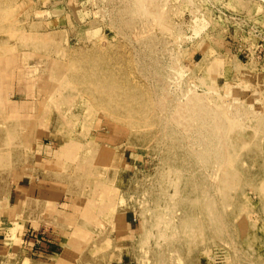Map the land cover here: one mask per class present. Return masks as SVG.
Returning a JSON list of instances; mask_svg holds the SVG:
<instances>
[{
	"label": "rangeland",
	"instance_id": "rangeland-1",
	"mask_svg": "<svg viewBox=\"0 0 264 264\" xmlns=\"http://www.w3.org/2000/svg\"><path fill=\"white\" fill-rule=\"evenodd\" d=\"M0 62V95L15 72L47 93L32 134L80 217L72 264L123 215L128 264H264V0H0Z\"/></svg>",
	"mask_w": 264,
	"mask_h": 264
},
{
	"label": "crops",
	"instance_id": "crops-1",
	"mask_svg": "<svg viewBox=\"0 0 264 264\" xmlns=\"http://www.w3.org/2000/svg\"><path fill=\"white\" fill-rule=\"evenodd\" d=\"M2 63L0 87L3 84L1 78L9 77L8 71L2 70ZM17 73L13 79V75L10 76V83H4L10 85L8 96L0 95V133H8L13 127L18 134L17 141L0 138V188L4 183L8 188L6 204L0 203V264H8L7 249L14 239L17 244L25 241L31 245L29 255L21 264L26 260L31 264H72L74 259L79 258L78 253L82 254L86 244L82 236H76L80 226L76 224L78 211L66 191L58 188V182H63L64 178L56 175L50 160L42 155L45 145L33 139L32 134L47 130L40 126L44 123L40 119L41 103L46 98L42 96H47V93L36 91L33 96L26 93ZM35 134L38 138L39 134ZM15 152L17 160L13 157ZM130 222L126 215L115 216V236L112 237L111 232L106 230L104 237L107 240L99 242L101 250L97 256L100 264H128L127 258L130 257L123 245L129 244L131 233L127 232L131 230ZM72 241L76 243L74 254L73 250L70 251ZM103 244H110V248L103 250Z\"/></svg>",
	"mask_w": 264,
	"mask_h": 264
}]
</instances>
